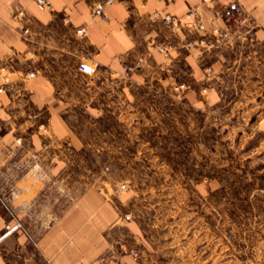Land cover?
<instances>
[{
  "label": "crops",
  "instance_id": "crops-1",
  "mask_svg": "<svg viewBox=\"0 0 264 264\" xmlns=\"http://www.w3.org/2000/svg\"><path fill=\"white\" fill-rule=\"evenodd\" d=\"M46 1L0 0V264H138L140 226L96 188L55 213L66 152L84 148L88 120L114 113L120 98L130 103L134 89L155 80L174 90L209 87V97L223 98L237 72L241 92L257 98L264 0H112L107 20L91 13L102 0ZM230 1L246 17L236 28L214 13ZM165 15L180 25L164 24ZM198 20L204 29L189 28ZM138 58L148 65L123 76ZM81 62L94 71L80 72ZM16 219L34 240L6 231Z\"/></svg>",
  "mask_w": 264,
  "mask_h": 264
},
{
  "label": "rangeland",
  "instance_id": "rangeland-1",
  "mask_svg": "<svg viewBox=\"0 0 264 264\" xmlns=\"http://www.w3.org/2000/svg\"><path fill=\"white\" fill-rule=\"evenodd\" d=\"M239 80L228 77L223 98L155 80L88 120L84 148L66 152L55 213L94 187L140 226L138 264H264V90L247 98Z\"/></svg>",
  "mask_w": 264,
  "mask_h": 264
},
{
  "label": "built area",
  "instance_id": "built-area-1",
  "mask_svg": "<svg viewBox=\"0 0 264 264\" xmlns=\"http://www.w3.org/2000/svg\"><path fill=\"white\" fill-rule=\"evenodd\" d=\"M111 1L112 0H102V1L96 2L91 8L92 15L100 16L103 20H107L108 18H107V15L105 14V6ZM166 1H171V0H166ZM39 3L42 5H46V6L49 5L46 0H39ZM214 13L217 16H220L224 18L225 20H227V22L232 21L234 24L246 23V17L244 15L243 9L235 1H230L226 6H222L220 8L215 9ZM13 18L16 19L17 15H14ZM162 22L168 26H171L172 28L180 25L179 20L175 16H170V15L163 16ZM189 28L204 29V26L198 20V21H195L193 24H191ZM79 32L81 35H84L85 28L84 27L80 28ZM78 69L80 72L85 73V74H90L94 71L93 66L88 64L87 62L79 63ZM20 228H23V226L19 221H17L13 226H10L8 223L5 225V229L7 232L15 230V229H20Z\"/></svg>",
  "mask_w": 264,
  "mask_h": 264
}]
</instances>
